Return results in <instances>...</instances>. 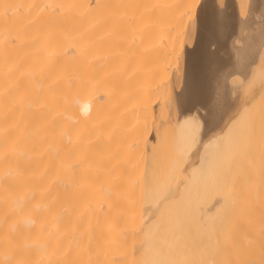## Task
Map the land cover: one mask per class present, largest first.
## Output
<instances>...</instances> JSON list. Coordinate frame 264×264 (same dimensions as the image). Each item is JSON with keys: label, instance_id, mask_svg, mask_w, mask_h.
<instances>
[{"label": "bare ground", "instance_id": "obj_1", "mask_svg": "<svg viewBox=\"0 0 264 264\" xmlns=\"http://www.w3.org/2000/svg\"><path fill=\"white\" fill-rule=\"evenodd\" d=\"M262 58L264 0H0V264H264V177L233 188ZM177 59L185 175L142 189Z\"/></svg>", "mask_w": 264, "mask_h": 264}, {"label": "rangeland", "instance_id": "obj_2", "mask_svg": "<svg viewBox=\"0 0 264 264\" xmlns=\"http://www.w3.org/2000/svg\"><path fill=\"white\" fill-rule=\"evenodd\" d=\"M243 14L246 13L244 12ZM263 59L264 58L261 60L263 61ZM178 60L179 59H177V62H174L170 65L169 78L164 83L159 95L152 102H150L151 107L147 108L146 110L147 117L150 120L149 124L155 133L154 141L151 144V148H149V144L141 145V148H138L139 151L136 163L130 173V181L135 184L138 183L139 187L142 189L151 188L152 190H168L173 187L174 182L182 179L185 175V161H183L181 154L177 152L175 137L176 127L171 121L170 113L166 105V101L171 95V77L173 74L178 72ZM262 61H259L257 65L260 67L263 65L264 68ZM257 65L255 69L260 68ZM253 75L255 76V74ZM253 77L251 76V78ZM234 78L236 81L234 80L235 82H230L231 84L237 83V80H240L242 76H235ZM242 80L245 82L244 78H242L237 84H240ZM249 80H251L250 77L248 81ZM251 82L256 85V83L253 81L246 83L251 85ZM254 84H252V87L255 86ZM241 85L244 87V90H247L249 93L252 91L253 94L256 95V86L252 89V87L249 88V85V87H247V84H245L246 87L244 84ZM244 90H240L239 94L238 89V92L236 91V93L234 91L232 96L237 94V96H235L237 100L239 97L237 102L240 100L243 102L244 100L245 103H243L246 105L247 103L245 99L247 97L249 100L251 95L248 93L246 97H243L242 94L241 98V91ZM258 90L261 91V93L258 92L260 95L257 93L259 95L257 97L258 100L254 99L255 101H252V103L250 102L253 99L252 97L255 95L251 97L252 99L250 98V101L247 100L249 106V117H251V122L248 124L247 129L250 140H248L246 145H241V148H245L243 153L234 154V157L237 160V176L233 178V180L239 182L240 185L233 186V188L237 190L249 188V186H247L245 183L250 185L253 181V176L256 173H259L264 177V157H262L260 151L257 152V150L260 149L264 144V86L262 85V87L260 89L258 88ZM247 91L243 92L244 95H246ZM242 102L239 104H243ZM235 140L239 146L241 142L247 141V139L239 138H236Z\"/></svg>", "mask_w": 264, "mask_h": 264}, {"label": "clouds", "instance_id": "obj_3", "mask_svg": "<svg viewBox=\"0 0 264 264\" xmlns=\"http://www.w3.org/2000/svg\"><path fill=\"white\" fill-rule=\"evenodd\" d=\"M89 110L90 109L88 108V106H85V108L81 110V114L87 116L89 114Z\"/></svg>", "mask_w": 264, "mask_h": 264}]
</instances>
